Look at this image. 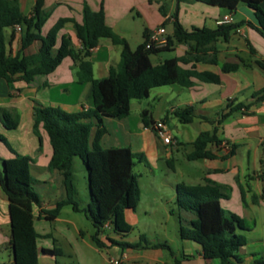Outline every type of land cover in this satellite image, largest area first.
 Segmentation results:
<instances>
[{
    "label": "crops",
    "instance_id": "obj_1",
    "mask_svg": "<svg viewBox=\"0 0 264 264\" xmlns=\"http://www.w3.org/2000/svg\"><path fill=\"white\" fill-rule=\"evenodd\" d=\"M35 2L36 0H20L22 11L30 15L34 10ZM84 2L96 11L103 8L106 23L116 33L126 38L132 49L145 41L146 31L149 32L160 25L165 26L167 35H172L176 18L185 29L192 30L193 28L216 29L219 26L217 23L219 19L231 17V22L228 24L232 23L236 27L227 37L219 36L213 47L204 46L201 51L196 52L192 48L194 45L192 42L180 43L174 40L173 44L162 48L153 56L158 61L154 64L184 56L187 61L182 62V66L216 73L220 76L219 83L204 82L194 78V84L190 87L174 83L152 88L147 98H151L152 92H155L153 100L156 102L151 108L150 106L148 108L145 102L133 99L128 116L104 117L107 132L100 139V144L104 148L129 147L136 153L155 157L164 155L167 161L172 162L173 167V150L179 151L184 147V156L189 160L187 156L194 150L193 142L197 137L202 132L213 134L214 140L207 148L214 157L189 160L195 163L191 165L192 169L183 173L188 179L185 184H203L210 179L230 186L229 197L221 199L220 203L223 208L242 219L245 226L243 233L247 242L240 248L239 255L243 259V264H254L255 260L264 254V181L260 176L264 159V99L254 96L264 91V27L261 26L254 10L245 3H240L236 11L231 12L227 7L193 0L181 2L178 0H45V7L52 11L47 22L48 28L60 17H73L79 20ZM261 7L264 10V1ZM5 34L9 39L11 28H7ZM62 34L72 37L75 49L81 48V41L76 37L72 22L64 25L59 31V36ZM40 46L41 41L37 40L24 53H35ZM20 48L21 31L16 29L15 38L8 44V51L17 54ZM121 50L122 46L114 44L111 39L105 37L100 39L90 56L95 78L108 75L110 67L119 63ZM188 53L195 56H188ZM225 65L234 67L224 70ZM78 70L79 61L66 57L54 72L36 75L29 83L23 80L9 83L0 73V107L14 109L20 116L18 126L12 129L7 128L0 118V134L15 152L33 158L30 170L35 173L43 170L45 172L44 165L46 163L48 165L50 158L41 165L40 157L41 155L49 157L52 148L47 135L42 132L43 146L41 151L38 150L39 140L33 130L34 107L40 103L69 112L89 107L92 84L79 82ZM239 103H243V106L223 117L229 104L236 106ZM188 107L193 109L194 118L191 122L184 123L176 115V111ZM172 115L186 126L181 129L176 124L177 134L170 126ZM159 119L165 120L170 129L173 138L170 144L164 143L153 128V122ZM95 132L96 127L92 130L91 141ZM179 136L182 138L180 139ZM0 141L9 150L10 155L6 157L13 156L14 152L2 140ZM1 159L3 158H0V167ZM172 170L175 172L177 169ZM56 182L62 187V175L58 170L50 169L48 166L47 174L34 179V183L46 185L44 188H53ZM177 184L179 183L167 184L171 191L169 199L175 202ZM155 192L158 194V190ZM41 201L42 205L34 208V226L39 234L37 238L39 255L45 257L49 254H44L42 248L57 247L50 246L48 239L52 238L51 233L38 230L35 224L36 220H48L45 218L44 210L54 207H50L51 202H46L42 198ZM137 207L127 209L125 217L127 218L129 213L136 212ZM171 209L169 208L168 214L173 215ZM62 210L53 220H60ZM185 216L190 218L191 215ZM1 222L7 224L10 218L9 200L0 184ZM79 233L83 235V231ZM107 236L112 238L106 233L102 238L105 240ZM4 237L8 249L10 234L4 233ZM54 240L56 241V238H52L53 243ZM110 244L114 243L110 242ZM144 244L143 242L137 247L127 246V249L122 250L120 260H117L120 264H221L218 258H205L201 245L192 240L182 239L178 253L183 255L181 260H178L176 255L174 260L165 258L160 252L164 248H154ZM107 245L109 244L106 243ZM58 249L62 253V250ZM170 251L172 252V249ZM113 261L109 259L108 264H114ZM8 264H12V258Z\"/></svg>",
    "mask_w": 264,
    "mask_h": 264
},
{
    "label": "trees",
    "instance_id": "obj_2",
    "mask_svg": "<svg viewBox=\"0 0 264 264\" xmlns=\"http://www.w3.org/2000/svg\"><path fill=\"white\" fill-rule=\"evenodd\" d=\"M186 0H178V2ZM213 6L227 7L235 12L240 3H245L254 10L260 24L264 27V0H193ZM52 11L45 7V0H36L33 12L25 14L20 0H0V73L9 83L17 80L31 82L36 75L54 72L66 57L79 61L78 81L91 82L92 92L90 106L79 111L69 112L59 107L36 104L34 107L33 130L39 140L38 150H42L44 132L52 148L48 163L50 169L58 170L62 175L64 196L58 199L52 209L44 210L45 218L55 219L62 208L71 205L73 210L82 211L76 200V182L74 177V158L79 157L88 172L90 194L89 211L94 226L93 243L98 247L106 246L102 235L107 228L117 234L132 230L126 220L125 211L135 209L140 200L138 175L134 168L143 160V153L133 152L129 147L104 148L100 139L107 132L104 117L124 118L131 112V101L149 96L150 90L157 86L179 84L190 87L194 78L204 82L219 83L220 76L208 71L185 68L182 62L186 57H174L154 64L151 56L161 49H148L145 41L132 49L126 38L116 33L107 23L103 8L93 10L84 2L79 20L73 17H60L46 29ZM67 22H72L76 37L81 41V48L75 49L72 37L68 34L59 36V31ZM165 24V23H164ZM21 26V48L17 54L8 51L16 35V26ZM236 27L234 24L219 25L216 29H185L177 20L174 31L168 35L169 43L192 42L193 50L198 52L204 46L213 47L219 36L227 37ZM11 28L9 39L5 30ZM146 36L148 32H145ZM109 38L114 44L122 46L121 58L117 65L111 66L107 76L95 78L90 60L92 50L101 38ZM40 40L37 52L25 54L24 51L35 41ZM192 55L188 53V56ZM215 60V58H214ZM234 66L225 65L224 70ZM254 96L264 99V91ZM243 106L229 104L223 117ZM184 122L194 118L192 108L176 111ZM0 118L7 128H16L20 116L14 109L0 107ZM153 122V121H151ZM154 124V122H153ZM96 132L91 141L93 128ZM2 140L14 152L13 156L1 159L0 184L9 200V248L12 264H39L37 246L38 232L34 226V208L41 206L40 195L34 187V178L30 175V163L33 158L27 154L15 152L5 137ZM214 140L213 134L202 132L193 142L194 150L188 154L189 160L213 158L208 144ZM264 154V141H263ZM170 166L172 162L167 161ZM261 178L264 181V159ZM230 186L214 180L203 184L176 185V205L171 213L180 220L179 235L183 240H192L202 247L205 258H218L221 264H243L239 250L247 242L243 233L245 226L235 213L222 207L220 201L228 198ZM191 215L188 218L185 215ZM106 239L117 243L109 236ZM144 245L154 248L171 249L167 243L148 240L141 234L137 242H119L121 246L137 247ZM44 254L56 255L58 248H42ZM254 264H264V254Z\"/></svg>",
    "mask_w": 264,
    "mask_h": 264
},
{
    "label": "rangeland",
    "instance_id": "obj_3",
    "mask_svg": "<svg viewBox=\"0 0 264 264\" xmlns=\"http://www.w3.org/2000/svg\"><path fill=\"white\" fill-rule=\"evenodd\" d=\"M47 28L48 25H46ZM153 56V63H157L158 61ZM161 60H164V58H161ZM154 93L152 92L151 98H142L136 101L145 102L148 108L149 106L151 108L156 102V100H153ZM176 124L181 129L186 127L172 115L170 126L173 128L175 134H177ZM179 138L181 139L182 137L179 136ZM173 152V167L168 164L167 158L164 155L162 157H155L146 154L141 162H137L134 171L138 175L141 200L136 212L127 214L126 218L132 226V230L118 235L112 229L107 228L105 233L114 238L117 243L110 244L105 239L109 245L100 248H96L90 237L95 229L91 218L87 215L90 203L87 168L79 157H75L76 200L79 202L82 211L76 212L71 205H67L61 212L60 220L35 221L38 230H45V232L51 233L52 238H56L54 243L52 242V238L48 239L50 246L62 250V253L56 255L42 257L40 254L39 264H108L109 259L120 260L122 250L127 249L126 246L118 244L119 242H137L141 234L146 235L150 242L167 243L173 253L168 248L159 250L165 258L174 260V256L176 255L178 260H181L183 255L178 254L182 242L179 235L181 223L177 214H168L169 208L176 209L177 205L174 200L169 199L171 191H169L167 184L183 182L185 184L188 182L183 173L192 169L191 165L195 162L185 158L184 147H181L179 151L173 150ZM7 155H10L9 150L0 141V158H6ZM50 156L41 155L40 164L44 165ZM44 166L46 167L45 172L43 170L40 173H35L30 170V175L36 179L47 174V163ZM172 169L177 170L174 172ZM53 186V188L48 187V189L44 188L46 185L42 183H34V187L41 198L46 202H51L50 207L55 206V201L64 196L63 184L61 185L62 187H59L58 182H56ZM156 190H158V194L155 192ZM80 231H83V235L79 233ZM4 233L10 234L9 222L7 224L0 223V264H8L12 258L10 248L7 249L5 246L6 238L4 237Z\"/></svg>",
    "mask_w": 264,
    "mask_h": 264
},
{
    "label": "built area",
    "instance_id": "obj_4",
    "mask_svg": "<svg viewBox=\"0 0 264 264\" xmlns=\"http://www.w3.org/2000/svg\"><path fill=\"white\" fill-rule=\"evenodd\" d=\"M231 22V17L226 16L217 21L218 25L228 24ZM18 31H21V26H16ZM146 47L148 49H162L169 43L167 30L164 25H160L150 30L145 38ZM153 128L164 143L170 144L173 141L170 129L165 120L159 119L154 122ZM112 263L120 264V261L114 260Z\"/></svg>",
    "mask_w": 264,
    "mask_h": 264
}]
</instances>
